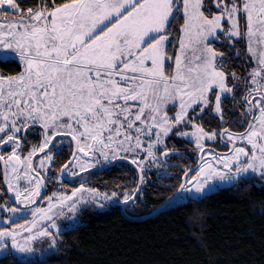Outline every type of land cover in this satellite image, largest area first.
I'll list each match as a JSON object with an SVG mask.
<instances>
[{
  "label": "snow or ice",
  "instance_id": "1",
  "mask_svg": "<svg viewBox=\"0 0 264 264\" xmlns=\"http://www.w3.org/2000/svg\"><path fill=\"white\" fill-rule=\"evenodd\" d=\"M22 3L0 0V61L21 67L14 75L0 72V164L14 205L0 211L18 213L38 199L47 207L35 208L30 222L0 228L3 253H32L37 240L62 246L53 231L57 217L75 216L86 192L93 201L118 195L81 184L71 195L45 198L46 183L78 176L101 160H130L139 183L122 193V202L135 204L146 172L170 177V158L180 155L168 146L173 139L194 144L198 156L177 188L187 194L194 224L212 181L258 178L264 185V0ZM217 43L235 50L237 59L246 52L255 66L229 69L231 56ZM241 43L243 50L236 48ZM205 116L222 123L234 117L242 130L208 131ZM34 134L37 143L29 139ZM217 136L232 145L226 154L207 147ZM66 149L69 159L57 175L53 169Z\"/></svg>",
  "mask_w": 264,
  "mask_h": 264
},
{
  "label": "trees",
  "instance_id": "2",
  "mask_svg": "<svg viewBox=\"0 0 264 264\" xmlns=\"http://www.w3.org/2000/svg\"><path fill=\"white\" fill-rule=\"evenodd\" d=\"M34 3L36 0H23L22 7ZM4 14L11 16L7 10ZM182 22L178 19L175 25L177 35ZM237 45L241 50L245 48L243 43ZM213 47L231 56L229 69L244 72L251 69L246 52L237 59L235 50L229 51L227 45L217 43ZM20 70L15 60L0 61V72L6 75ZM233 119L226 116L227 123H222L205 116L203 124L208 131L225 127L241 130L238 124H232ZM220 140L217 136L218 143ZM168 146L176 147L180 153L170 158L173 165L168 169L170 177L159 178L157 169L146 172L141 198L124 206L128 215L151 212L177 190L183 172L196 163L194 144L173 139ZM69 152L66 149L58 158L53 169L57 175L59 165L68 161ZM83 183L100 191L123 193L136 187L138 173L120 161L87 174ZM55 185L48 183L44 196ZM61 185L75 187L78 182L62 180ZM185 204L186 201L168 204L143 220L127 217L119 207L102 211L87 208L81 213V223L60 232L62 246L33 260H23L13 251L11 255L5 253L0 256V264H264V185L258 178L236 181L205 194L197 205L200 220L195 224L189 219L193 208Z\"/></svg>",
  "mask_w": 264,
  "mask_h": 264
},
{
  "label": "rangeland",
  "instance_id": "3",
  "mask_svg": "<svg viewBox=\"0 0 264 264\" xmlns=\"http://www.w3.org/2000/svg\"><path fill=\"white\" fill-rule=\"evenodd\" d=\"M239 47H240L239 45H236L237 49L241 48V47L240 48ZM254 66H255L254 63H252L251 68ZM14 74H16V73H14ZM14 74H11V75H14ZM212 142H214V141H208V142H206V144H209ZM224 143H225L226 147H224L225 151H223L224 152L223 154H226L228 152V150L232 147V145L230 143H228L226 139H225ZM237 146H244V145L241 142L237 141ZM226 148H228V149L226 150ZM192 152L195 154V157L198 158L194 149ZM105 162L106 161L101 160V162L99 164H102ZM76 171H79V169H76ZM85 177L86 176H81V178L79 179L78 185L75 187L74 186H62L61 181H57L56 185H55L56 188H54L53 191H51L48 195H46V196L43 195V196L45 198L50 197L53 195V193H57V194L66 193L68 195H71L72 190L74 188L79 187L81 184H83L86 189H96V188H91L90 186L82 183L85 180ZM235 182L236 181H233V182L220 181V180L212 181L210 189L208 191H206L205 194L213 192V191H215L221 187L230 186ZM96 190L101 194L107 193L109 196H111V193H112V192H107V191H100L98 189H96ZM116 193L118 194L117 197H115L111 200H104V199L100 198V199H98V201H93L87 192L84 193L83 197H84V199L87 200V202L80 204L78 206V211L75 214V216H73L71 213H67V211H66L65 216L57 217L56 223H57L58 227H57V229H54L53 231H58L60 233L61 231L65 230L66 228H69V227H72L78 223H81L82 220H81L80 216H81V213L83 212L84 209H87V208L90 209L91 208V209L96 210V211H102V210H108V209H111L114 207L120 208L121 204L123 203L122 202L123 201V195L120 192H116ZM186 195H187L186 193H181L179 195V197L173 202V204L182 203V202L186 201V199H185ZM100 205H103V206L101 207ZM37 207L46 208L47 207L46 199H41L37 204H35L29 208H25L23 211L18 212V213H9L6 211H0V228L15 227L17 224H24L26 222H30L32 220L31 212ZM46 223L47 222H45V224ZM33 248H34V251L32 253H18V252H15V250H12V251L15 252L19 256V258H21L23 260H33L36 258H40V257L44 256L46 253H48L49 251L53 250L52 248L49 247V242L47 240H37L34 243ZM4 254L5 253H3L2 250H0V256H2Z\"/></svg>",
  "mask_w": 264,
  "mask_h": 264
},
{
  "label": "water",
  "instance_id": "4",
  "mask_svg": "<svg viewBox=\"0 0 264 264\" xmlns=\"http://www.w3.org/2000/svg\"><path fill=\"white\" fill-rule=\"evenodd\" d=\"M208 148H211V147H208ZM211 149H213L214 153H218V154H223V153H224V152H221V151L215 150L214 148H211ZM120 161H122V162H126L127 164H129L130 166H132V167L137 171V173H138V183H139V171H138V169L136 168L135 165H133V164L130 163V160H124V159H120V160H116V161H107V162H105V163H102V164H98V165H96V167L90 168L87 172H82V173H80L78 176L72 177V176H70V175H66L63 179L66 180V181H68V182H72V181H74L75 179L79 178L80 176H83V175H86V174L92 173V172H94V171H98V170L105 169V168L110 167V166H112V165H114L115 163L120 162ZM196 164H198V159H197L196 163H195L193 166H195ZM193 166H192V167H193ZM2 174H3V165H2ZM182 180H183V175H182ZM182 180H181V182H182ZM3 182H4V175H3ZM4 187L6 188V184H5V182H4ZM141 187H142V185H141ZM44 192H45V187L42 189V192H41L42 197H43V195H44ZM174 194H175V198H174V200H175V199L179 196L180 192H177V190H176V191L174 192ZM174 194H173L171 197H173ZM9 195H10V193H9ZM10 196H11V195H10ZM11 198H12V196H11ZM40 200H41V199H38V200H37V203H38ZM174 200H170V199L168 198V199H166L164 202H162L160 205H158L155 209H153L151 212H148V213L143 214V215H141V216H130V215H128V214L125 212V209H124V205H125V204H123V203H122L121 206H120V210L123 212V214H125L127 217H129V218H131V219H134V220H143V219H146V218H149V217L154 216L155 214H157L159 211H161L164 207H166L169 203H171V202L174 201ZM37 203H36V204H37ZM129 203H131V202H129ZM30 207H31V206H30Z\"/></svg>",
  "mask_w": 264,
  "mask_h": 264
},
{
  "label": "flooded vegetation",
  "instance_id": "5",
  "mask_svg": "<svg viewBox=\"0 0 264 264\" xmlns=\"http://www.w3.org/2000/svg\"><path fill=\"white\" fill-rule=\"evenodd\" d=\"M235 119V118H234ZM234 119L232 120V124H234ZM225 128H227V127H225ZM230 130L232 131V132H238V131H241V130H239V129H235V128H230ZM31 137V142H34V143H37L38 141H39V136L38 135H32V136H30ZM221 139V138H220ZM224 141H225V139L224 140H220V142L218 143L217 142V139L214 141V142H212V143H215V146L213 145V144H211V143H209V144H207V147H211V148H214L215 150H218V151H221V152H223V151H225V149H224V147H226V145H225V143H224ZM228 148H226V150H227ZM4 151L5 152H7L8 151V149H4ZM198 159V158H197ZM87 175V174H86ZM86 175H83V176H86ZM81 178V176L79 177V178H77V179H75L74 181H72L71 183H75V182H78L79 183V179ZM64 180V179H63ZM83 183V182H82ZM47 184L48 183H46L45 184V190H46V187H47ZM4 189H5V187H4V182H3V174H2V164H0V205H2V204H5V203H7L8 204V206H10V207H12V206H14L13 205V202H12V198H11V196H12V194L10 193V195H9V193H6L5 191H4ZM174 194V193H173ZM172 194V195H173ZM181 194V193H180ZM179 194V195H180ZM171 195V196H172ZM170 196V197H171ZM169 197V198H170ZM179 197V196H178ZM177 197V198H178ZM176 198V199H177ZM175 199V200H176ZM174 200V201H175ZM174 201H172L171 203H173ZM170 203V204H171Z\"/></svg>",
  "mask_w": 264,
  "mask_h": 264
},
{
  "label": "bare ground",
  "instance_id": "6",
  "mask_svg": "<svg viewBox=\"0 0 264 264\" xmlns=\"http://www.w3.org/2000/svg\"><path fill=\"white\" fill-rule=\"evenodd\" d=\"M167 199H168V198H167ZM164 201H165V200H164ZM164 201H163V202H164ZM169 204H170V203H169ZM159 205H160V204H159ZM155 208H156V207H155ZM155 208H154V209H155ZM124 209H125V208H124ZM125 212H126V211H125ZM126 213H127V212H126Z\"/></svg>",
  "mask_w": 264,
  "mask_h": 264
}]
</instances>
